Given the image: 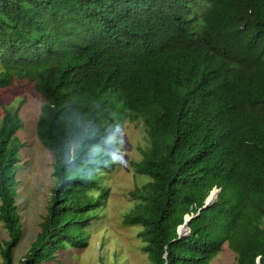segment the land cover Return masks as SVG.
Returning <instances> with one entry per match:
<instances>
[{
  "label": "trees",
  "instance_id": "trees-1",
  "mask_svg": "<svg viewBox=\"0 0 264 264\" xmlns=\"http://www.w3.org/2000/svg\"><path fill=\"white\" fill-rule=\"evenodd\" d=\"M15 81L42 99L35 135L54 179L17 264H61L59 252L87 246L109 196L110 139L134 121L149 145L129 195L146 214L123 221L142 228L148 261L211 264L227 246L233 264H264V0H0V89ZM24 103L0 120V264H15L23 235Z\"/></svg>",
  "mask_w": 264,
  "mask_h": 264
},
{
  "label": "rangeland",
  "instance_id": "rangeland-1",
  "mask_svg": "<svg viewBox=\"0 0 264 264\" xmlns=\"http://www.w3.org/2000/svg\"><path fill=\"white\" fill-rule=\"evenodd\" d=\"M23 99L25 103L20 110L23 128L17 132L18 140L23 144L17 175L20 182L17 188V205L23 235L14 251L15 264L23 259L40 231L39 225L46 214L54 186L52 155L35 135V123L42 99L31 83L15 81L11 87L0 89V120L4 110L13 111ZM122 130L124 132L121 135ZM148 145L145 128L138 121L125 123L110 139L114 156L111 162L114 167L100 179V184L109 189V196L105 204L95 210L99 219L87 231V246L81 249L67 247L59 252L57 255L61 264H151L142 251L145 245V240L140 235L142 228L123 221L128 213L142 216L146 214L143 203L131 198L129 192L145 180L135 176L133 169L134 164L141 159L140 152L146 150ZM7 238V232L0 223V242ZM234 256L224 246L211 264H233Z\"/></svg>",
  "mask_w": 264,
  "mask_h": 264
},
{
  "label": "water",
  "instance_id": "water-1",
  "mask_svg": "<svg viewBox=\"0 0 264 264\" xmlns=\"http://www.w3.org/2000/svg\"><path fill=\"white\" fill-rule=\"evenodd\" d=\"M219 192H220V189H214L210 193V195L207 197V199L205 201V205L203 206V209H206L210 205V203L213 202L217 198ZM200 211L201 210H199V212ZM192 218L193 217L186 216L185 222L181 226L178 227V229H177V233L179 236L178 240L184 239L185 237H187L190 234L189 222ZM184 230H186V232Z\"/></svg>",
  "mask_w": 264,
  "mask_h": 264
},
{
  "label": "clouds",
  "instance_id": "clouds-1",
  "mask_svg": "<svg viewBox=\"0 0 264 264\" xmlns=\"http://www.w3.org/2000/svg\"><path fill=\"white\" fill-rule=\"evenodd\" d=\"M123 132H124V131L122 130V133H121V135L123 134ZM121 135H120V136H121ZM119 139H120V137H119Z\"/></svg>",
  "mask_w": 264,
  "mask_h": 264
}]
</instances>
